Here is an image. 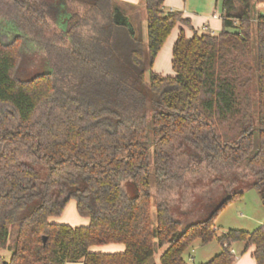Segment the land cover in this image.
<instances>
[{
  "label": "trees",
  "instance_id": "obj_1",
  "mask_svg": "<svg viewBox=\"0 0 264 264\" xmlns=\"http://www.w3.org/2000/svg\"><path fill=\"white\" fill-rule=\"evenodd\" d=\"M165 2L145 0L146 44L114 0H0V264H150L157 250L160 264H186L245 193L204 220L177 219L193 176L247 177L264 207V15L223 0L222 32L199 35ZM176 29L164 76L153 69ZM71 200L88 225L53 220ZM218 242L205 264H235L237 243L264 264V225ZM107 245L125 249L92 251Z\"/></svg>",
  "mask_w": 264,
  "mask_h": 264
},
{
  "label": "rangeland",
  "instance_id": "obj_2",
  "mask_svg": "<svg viewBox=\"0 0 264 264\" xmlns=\"http://www.w3.org/2000/svg\"><path fill=\"white\" fill-rule=\"evenodd\" d=\"M177 4L176 0H173ZM183 5L180 10L185 13L186 16H191L192 19L198 25V21L202 16H207L213 12H223L222 3L223 0H182ZM115 5L119 8L117 11V19L119 22H124V26L130 29L131 34L138 39L143 40L147 44V17L145 0H114ZM255 4L256 12L258 6H261L258 0H253ZM172 10L171 5H165L164 11L168 13ZM188 30V29H187ZM189 31V30H188ZM205 33L200 30L199 35ZM179 30L176 29L174 34L170 37L167 45L164 47L163 52L160 55L157 65L153 69L154 72H160L164 75H174L172 69V49L173 42L177 39ZM36 71H42L43 65H34ZM33 67L30 68V72L33 71ZM35 71V72H36ZM150 72L146 73L145 80L149 82ZM251 180L247 177L237 176L235 174H228L219 176L217 174L199 175L193 176L190 180L187 179L184 183L183 193L180 198H177L178 205H176L175 218L179 219L181 212L184 213V219L190 220L191 218L206 219L218 205H220L227 197L230 198L231 194L244 190L245 193L232 199L216 216L214 220V229L216 231V237L214 240L203 246L200 240L194 242L192 247L186 252L184 259L186 264H205L213 260L218 254L221 253L222 248L218 242L223 234L230 230H239L248 233H253L264 225V207L262 203V196L257 189L249 188ZM224 188L227 192L217 193L216 191ZM126 191L130 197L135 196V191L131 192L128 187ZM206 196L212 194L211 202L203 200V193ZM231 194H230V193ZM200 196V197H199ZM210 197V198H211ZM186 213V214H185ZM58 223L68 224L73 227L85 226L87 219L80 218L76 210V202L71 200L60 218H54ZM156 215L154 213V221ZM114 247H120L117 245H107L101 247H93V251H99L107 253L113 251ZM246 244L237 243L233 246L234 254L236 257L235 264H256L253 259L254 248L251 247L245 252ZM105 249V251H104ZM163 250H157L154 258L150 264H160V256ZM194 258L195 262L190 261V258ZM193 260V259H191Z\"/></svg>",
  "mask_w": 264,
  "mask_h": 264
},
{
  "label": "crops",
  "instance_id": "obj_3",
  "mask_svg": "<svg viewBox=\"0 0 264 264\" xmlns=\"http://www.w3.org/2000/svg\"><path fill=\"white\" fill-rule=\"evenodd\" d=\"M126 1H128V0H126ZM173 2H174L173 0H166L165 5H167V4L171 5V7H172L171 11H180V10H177V9H181L182 8V5H183L182 0H176L177 4H175ZM257 10L259 11V14L264 15V4H262L261 6H258ZM222 14H223V12L220 13V12L215 11L212 14H209L207 16L198 17V18H201V20L198 21V25L194 21L195 17H194V19H192L191 16H186V15L185 16L192 20V25H193L194 29L197 32H199L200 30L204 31L205 28H208L209 29L208 32H210L211 34L219 35L222 32V30H223ZM174 32H173V34H174ZM186 33H187L188 37H192V35H193V32L190 31V30L188 31L187 29H186ZM175 41H176V39H175ZM175 41L173 42V45H174ZM162 52H163V50L158 55V57L156 59V62H155V66L157 65V62L159 61V58H160V55H161ZM155 66H154V68H155ZM156 73L164 75V74H162L160 72H156ZM164 76H167V75H164ZM169 76H171V75H169ZM53 220L55 222H57V223L59 222L56 219H53ZM84 224H85V226L88 225L89 224V220L87 219V221H85ZM117 246H120V247H114L113 251L111 250V251H108L107 253H120V252L124 251L125 248H124L123 245H117ZM92 251H93V248H92ZM104 251H105V249H104ZM96 252H99V251H96ZM191 259H193V260H191ZM190 261H193V263L195 262L193 257L190 258ZM76 264H80V263H76Z\"/></svg>",
  "mask_w": 264,
  "mask_h": 264
},
{
  "label": "built area",
  "instance_id": "obj_4",
  "mask_svg": "<svg viewBox=\"0 0 264 264\" xmlns=\"http://www.w3.org/2000/svg\"><path fill=\"white\" fill-rule=\"evenodd\" d=\"M209 31V29L208 28H205L204 29V32H208ZM233 253H234V251H233Z\"/></svg>",
  "mask_w": 264,
  "mask_h": 264
},
{
  "label": "water",
  "instance_id": "obj_5",
  "mask_svg": "<svg viewBox=\"0 0 264 264\" xmlns=\"http://www.w3.org/2000/svg\"><path fill=\"white\" fill-rule=\"evenodd\" d=\"M124 23V22H123ZM44 242L46 243L47 242V238L44 239Z\"/></svg>",
  "mask_w": 264,
  "mask_h": 264
}]
</instances>
